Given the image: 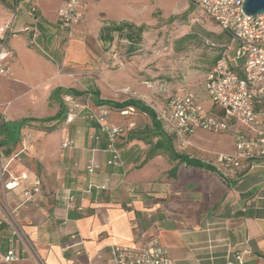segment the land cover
<instances>
[{
  "label": "crops",
  "instance_id": "0c3cea01",
  "mask_svg": "<svg viewBox=\"0 0 264 264\" xmlns=\"http://www.w3.org/2000/svg\"><path fill=\"white\" fill-rule=\"evenodd\" d=\"M62 3L14 0L15 16L8 20L13 28L7 44L14 58L12 74H0V167L13 160L4 178L0 176V256L13 249L18 259L9 264H112L115 246L141 247L154 238L173 264H241V260L242 264H264V160L226 174L217 157L236 152L231 133L197 129L186 149L174 140L178 153L214 169L172 157L165 141L149 157L161 137L150 132L142 138L126 134L119 140L126 162L120 167L108 163L107 135L89 118V110L86 116L66 121V90L84 92L78 85L82 83L103 100H154L145 85L149 77L135 78V74H146L148 63L155 59L134 54L125 70L105 72L110 85L121 91L115 94L118 97L103 96L106 87L101 79L93 78V71L97 76V69L105 68L98 44L106 25H143L142 40L154 27L131 15L128 4L91 0L85 19L69 35L57 23ZM144 3L152 13L160 11L173 19L169 27H162L170 31L167 49L183 58L190 55L186 61L192 67L191 79L175 89L194 92L209 115L223 118L224 111L211 100L205 81L222 52L235 47L231 35L205 14L203 20L194 21L189 0ZM102 14L111 21H101ZM9 15L5 0H0V26ZM184 17L189 19L185 24ZM257 109L264 111V102ZM120 115L113 112L111 122L134 124L133 130H155L151 118L145 128L141 121L127 122ZM59 121L64 125L55 128ZM34 123L49 125L43 131L50 132L37 134L36 145L29 148L23 132ZM66 141L71 144L63 147ZM18 150L26 153L16 156ZM91 162L93 172L87 169ZM23 173L26 179L15 188H6V182ZM37 183L40 193L26 201L24 190ZM90 184L94 187L89 188Z\"/></svg>",
  "mask_w": 264,
  "mask_h": 264
},
{
  "label": "built area",
  "instance_id": "2783aa9c",
  "mask_svg": "<svg viewBox=\"0 0 264 264\" xmlns=\"http://www.w3.org/2000/svg\"><path fill=\"white\" fill-rule=\"evenodd\" d=\"M91 0H63L58 9V27L71 35L85 19ZM197 5L203 14L212 18L224 31L228 32L235 47L226 49L215 67L207 74L205 87L213 103L224 111V117L209 115L197 100L194 92L179 87L163 104L147 103L155 112L162 129L175 136L178 145L186 149L191 145L190 136L197 129L214 133H231L235 139L236 152L219 154L217 161L226 174L242 170L256 160H264V111L257 105L264 102V13L249 15L243 10L245 0H189ZM13 22L7 21L0 26V74H12L14 52L7 41L12 32ZM115 64L123 65V58L117 52L112 54ZM237 68L241 69L238 72ZM148 86L152 85L147 82ZM68 99H73L68 96ZM88 116L95 120L107 135L108 150L111 158L108 163L124 167L126 162L119 146L121 135L126 126L114 124L110 120L111 108L98 105L86 107ZM135 111L134 107L121 110L122 114ZM76 118L74 107L67 111V122ZM229 120H233L230 123ZM134 124L129 125V129ZM71 141L62 144L68 147ZM24 151V149L22 150ZM21 151V152H22ZM17 154L16 156H18ZM10 159L0 167L2 179L7 172ZM91 162L87 169L94 171ZM28 175L12 177L6 182L8 189L15 188ZM94 187L93 184L89 188ZM105 188V186H102ZM40 192L39 184L25 189V200H32ZM241 260V257L238 256ZM18 259L13 249L0 256V264H9ZM241 260V264H242ZM112 264H173L166 250L154 238L147 239L141 247L118 245L112 249ZM227 264H235L230 261Z\"/></svg>",
  "mask_w": 264,
  "mask_h": 264
},
{
  "label": "rangeland",
  "instance_id": "374dc122",
  "mask_svg": "<svg viewBox=\"0 0 264 264\" xmlns=\"http://www.w3.org/2000/svg\"><path fill=\"white\" fill-rule=\"evenodd\" d=\"M172 1V0H171ZM6 5L9 8V18L6 20L13 19L15 16L16 12V7L14 5V0H5ZM116 2H121L119 5L124 6L128 4L129 9H132V14L134 15L135 18H138V21L141 22H149V25H152L154 27L153 30H150L149 34L150 36L148 38H145L142 40L141 44L136 50H130L129 46L131 43L128 41V38L125 35L119 34L116 32L114 34V39L112 41H101L99 39V47L103 52V65L105 68L97 69V76H95V72L93 71V78L96 77L97 79H101L103 82L104 87H106L105 94L103 96L106 97H118L115 96V94L121 92L119 90L114 89L110 83L106 80V71L108 73L110 71H121L125 70L127 66V60L131 55H139L141 57H148L150 59H155L152 60V62L148 63V72L146 71V74L144 73H138L135 74V78L138 76H143L145 77L148 76L149 78V83L152 85L151 87L148 86V84H145L148 88L152 90V93L150 94V99L154 100H144L145 103L153 102L155 103L157 100L158 102H164L167 100L169 97V94L178 86V84H181L183 82L191 79V75L189 76L190 73H192V67L189 62H187V58L190 57L188 55L186 58H183L184 56L177 55L175 52H171L167 48L166 42H168L169 37H170V31L169 30H163L164 28L162 27H169L171 25V22L173 19L170 18V16L163 15L162 12L156 11L154 13L151 12V10L148 9L147 5L144 3V0H116ZM168 2V1H167ZM118 5V6H119ZM190 11H194L195 16H194V21H201L204 18L202 11L200 8L193 4L191 2L190 6ZM118 11H112V14L114 15ZM196 19V20H195ZM100 20L103 22H109L111 21L106 14H102L100 16ZM137 20V19H136ZM188 18L184 17V24L188 22ZM5 21V22H6ZM3 25V24H1ZM161 40L160 44H157L159 40ZM114 52H117L120 57L123 58V65L120 64H115L112 54ZM160 57V58H159ZM159 60V61H158ZM160 65V70L158 69V66ZM160 71V72H159ZM105 73V74H104ZM101 74L104 75V78H101ZM76 82H79L78 80ZM83 84V83H82ZM80 85L81 89L84 91L83 94L77 95V96H72L73 99H68L67 97L70 95H66L64 100L66 103V106L68 107H74V110L76 112V117L77 116H86L87 113L86 111L88 110L86 107H94V96L92 92L87 90V85ZM163 86V89L160 90V87ZM202 86V85H201ZM86 91V92H85ZM125 90H122V93ZM126 91L129 93L132 92L131 88H126ZM160 92V94L158 93ZM114 93V94H113ZM162 94V95H161ZM121 95V94H120ZM134 95V93H133ZM124 97L123 95H121ZM120 97V96H119ZM158 103V104H160ZM98 106V105H97ZM96 106V107H97ZM95 108V107H94ZM111 108V116L112 113L114 112H120V116H126L123 118L124 120H131L135 119V122L138 124L141 123L143 125H147L146 121L150 120V117L148 114L143 113L139 111L138 109H135L133 112H129L126 114H122L121 110ZM110 116V117H111ZM67 118V116H66ZM74 121V120H73ZM138 121V122H137ZM128 122V121H127ZM65 122L59 121L56 125L53 124L51 127L55 128H62ZM130 124L126 125L128 128ZM141 125V124H140ZM149 125V124H148ZM145 126L146 127H148ZM49 125L41 124V123H34L29 125L25 131L23 132L24 135V141L26 142L25 146L32 148L36 145V135L37 134H48L50 131H43L46 128H49ZM137 127V126H136ZM129 129V128H128ZM131 129V128H130ZM214 133V132H212ZM216 134H225V133H216ZM16 154H19V157H22L26 152H21V150L16 151ZM40 193V192H39ZM38 196V195H37Z\"/></svg>",
  "mask_w": 264,
  "mask_h": 264
},
{
  "label": "trees",
  "instance_id": "16d2710c",
  "mask_svg": "<svg viewBox=\"0 0 264 264\" xmlns=\"http://www.w3.org/2000/svg\"><path fill=\"white\" fill-rule=\"evenodd\" d=\"M144 26H136L133 23L129 22H121V23H111L109 25H106L101 33V39L103 41H112L114 39V34L118 32L119 34L125 35L131 42L130 50H136L139 45L142 42V33L144 30ZM60 91L62 89H59ZM67 94L70 96H77L79 94H83L84 92L78 91L77 89L71 88L66 90ZM59 92V91H56ZM94 96V103L97 105H108L112 108L118 109V110H124L128 107H134L135 109H138L139 111L146 113L149 115V117L152 120V123L155 127V130H133L126 128L125 132L122 136L128 134L131 138H142V134H151V136H160L161 139L158 140L156 143L153 144V147L151 149V152L149 154V157L153 156L158 150H161L163 147V141L167 142L165 143L168 145V151L170 152V155L176 159H179L181 162L186 163L188 165L198 166V167H204L208 169H214L211 165H207L205 163H202L199 160L193 159L189 157V155H186L184 153H178L174 148V140L176 144H178L176 138L172 134L166 133L162 127L161 124L157 121L156 115L154 110L147 105L144 101L136 98H129L124 101H114V100H103L100 99L99 95L93 94ZM157 103V102H155ZM158 104V103H157ZM150 136V135H149ZM120 137V138H121Z\"/></svg>",
  "mask_w": 264,
  "mask_h": 264
},
{
  "label": "water",
  "instance_id": "95a60500",
  "mask_svg": "<svg viewBox=\"0 0 264 264\" xmlns=\"http://www.w3.org/2000/svg\"><path fill=\"white\" fill-rule=\"evenodd\" d=\"M243 10L249 15L264 13V0H245Z\"/></svg>",
  "mask_w": 264,
  "mask_h": 264
}]
</instances>
